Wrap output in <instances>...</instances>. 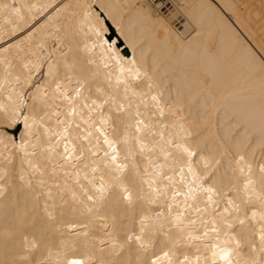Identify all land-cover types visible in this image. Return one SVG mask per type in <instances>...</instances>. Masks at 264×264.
<instances>
[{
	"label": "snow or ice",
	"instance_id": "1",
	"mask_svg": "<svg viewBox=\"0 0 264 264\" xmlns=\"http://www.w3.org/2000/svg\"><path fill=\"white\" fill-rule=\"evenodd\" d=\"M154 7L149 0L60 3L53 11L67 15L55 31L35 44L0 46V158L8 164L20 154L28 188L37 178L47 189L42 194L53 200L51 211L45 202L49 221L57 219V196L67 205L70 195L71 212L88 217L52 225L61 238L42 250L35 238L25 237L16 264H264V54L253 61L259 135L241 127L233 143L221 139L210 147L197 131L202 118L193 119L192 107L200 101L190 100L186 108L171 96L165 100L164 81L147 62L135 55L126 60L104 38L109 20L123 32L126 14L151 21ZM37 8L28 0H0V19L11 26L0 43ZM29 38L35 39V30ZM137 156L147 161L143 171ZM49 168L53 176L63 173V185L44 179ZM6 175L7 168L0 169V180ZM137 181L138 198L129 186ZM114 192L126 208L135 210L140 199L159 210H142L139 231L121 238L103 211Z\"/></svg>",
	"mask_w": 264,
	"mask_h": 264
},
{
	"label": "bare ground",
	"instance_id": "2",
	"mask_svg": "<svg viewBox=\"0 0 264 264\" xmlns=\"http://www.w3.org/2000/svg\"><path fill=\"white\" fill-rule=\"evenodd\" d=\"M12 2V0H8ZM17 3L24 0H16ZM38 5L32 13H26L28 23H21L14 36H9L0 43L24 45L35 44L45 38V33L55 31L58 24H63L66 12L57 15L53 7L60 3L76 5L83 0H28ZM133 3L136 0H132ZM174 7L173 14L164 15L162 4H154L151 9L153 20L138 17L135 13L124 16L121 32L117 23L108 21V31L104 34L108 44L131 60L133 56L153 72L157 79L164 81L165 100L169 96L173 100L183 101L186 108L190 100H199V106L192 107L193 119L202 118V127L197 129L203 133V140L218 145L222 139L225 144L233 143V134L246 127L259 135L260 127V93L258 81L254 82V56L264 54L261 44L264 43V0H168ZM166 2V3H167ZM152 4V3H151ZM52 5L42 8L41 6ZM165 9V8H164ZM71 11H79L73 8ZM172 11V12H173ZM171 12V13H172ZM52 16V19L49 17ZM163 21V25L158 22ZM5 29L11 32V26L0 19V36ZM35 30V39L29 38V32ZM125 35L129 39H125ZM119 44V45H118ZM135 45L136 51H133ZM108 45L106 44L105 47ZM122 46V47H121ZM2 75V71H0ZM170 90V91H169ZM205 102L207 107H203ZM23 133L17 134V143ZM237 140L240 137H236ZM123 151V146H121ZM0 146V151H2ZM243 150V149H241ZM251 159V155L249 156ZM32 159H38L34 157ZM123 159V156H121ZM140 170L143 171L146 159L137 156ZM256 161H259V148H256ZM7 168V175L0 180L3 194H0V264H16L23 253L24 238L29 241L35 238L41 246L58 241L60 232L52 225L72 219L85 220L79 212L70 210L71 196L67 195L68 204H62L56 197V221H49L45 212L47 201L52 210L53 200L48 199L39 186L38 179H33V187L29 189L27 165L21 164L19 153H15L13 162L5 164L0 158V169ZM25 176L22 181L21 175ZM91 175V174H90ZM45 180H59L63 185V173L53 176L49 168ZM84 183H87L84 181ZM133 196L141 195L139 182L131 183ZM53 189L55 184L49 183ZM79 191V188L76 189ZM147 185L143 186V194L147 195ZM182 199V197H178ZM151 209L153 213L157 205H147L137 199L135 210L126 208L116 193L108 198L104 214L109 223L117 225L115 232L121 238L133 229L139 231L141 211ZM63 211V215H61ZM166 211V209H165ZM115 216V221H113ZM99 222H97V227ZM66 232L67 229H61ZM91 231V229H90ZM103 230L95 232L101 236ZM67 238V237H65ZM97 242L98 241H94ZM38 254V253H37ZM99 254V253H97Z\"/></svg>",
	"mask_w": 264,
	"mask_h": 264
},
{
	"label": "rangeland",
	"instance_id": "3",
	"mask_svg": "<svg viewBox=\"0 0 264 264\" xmlns=\"http://www.w3.org/2000/svg\"><path fill=\"white\" fill-rule=\"evenodd\" d=\"M156 4V3H154ZM162 6H165L163 7V9H161V12L164 14V15H167V14H173L174 13V7L173 5L171 4V2H167L165 4H162ZM165 8V9H164ZM173 11V12H172ZM172 12V13H171ZM17 133L15 134V138H17Z\"/></svg>",
	"mask_w": 264,
	"mask_h": 264
},
{
	"label": "built area",
	"instance_id": "4",
	"mask_svg": "<svg viewBox=\"0 0 264 264\" xmlns=\"http://www.w3.org/2000/svg\"><path fill=\"white\" fill-rule=\"evenodd\" d=\"M168 0H149L150 3L154 4H165Z\"/></svg>",
	"mask_w": 264,
	"mask_h": 264
},
{
	"label": "trees",
	"instance_id": "5",
	"mask_svg": "<svg viewBox=\"0 0 264 264\" xmlns=\"http://www.w3.org/2000/svg\"><path fill=\"white\" fill-rule=\"evenodd\" d=\"M16 133H18V132H16ZM16 133H15V134H16Z\"/></svg>",
	"mask_w": 264,
	"mask_h": 264
}]
</instances>
